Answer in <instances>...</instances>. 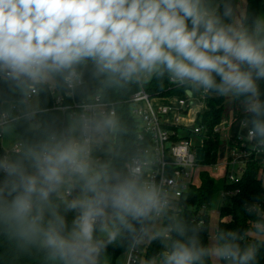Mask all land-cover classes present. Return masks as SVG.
Returning <instances> with one entry per match:
<instances>
[{
    "label": "clouds",
    "instance_id": "clouds-1",
    "mask_svg": "<svg viewBox=\"0 0 264 264\" xmlns=\"http://www.w3.org/2000/svg\"><path fill=\"white\" fill-rule=\"evenodd\" d=\"M152 80L239 101L240 127L264 150V12L246 0H0V240L17 256L106 264L110 246L158 241L146 264H258L264 239L220 229L206 245L172 215L147 153L120 142L116 109L88 90ZM77 95L56 115L44 106ZM253 232L264 237V218Z\"/></svg>",
    "mask_w": 264,
    "mask_h": 264
},
{
    "label": "trees",
    "instance_id": "trees-1",
    "mask_svg": "<svg viewBox=\"0 0 264 264\" xmlns=\"http://www.w3.org/2000/svg\"><path fill=\"white\" fill-rule=\"evenodd\" d=\"M246 8L250 13L264 12V0H246ZM90 85V83H89ZM264 90V83L261 84ZM144 90L151 98H181L185 96L191 89L177 87L167 81L159 83L155 80L141 84L139 87L133 86L130 90L114 92L105 90L100 85L98 91L91 90L94 94H99L103 97V102L113 104L117 114L126 126L127 133L121 138V143L130 144L133 146H141L139 143V124L131 115V97ZM206 99V106L201 115L197 118L198 126H204L205 131L200 135L203 141V149L205 151L203 166L217 167L220 164V148L222 146L221 136L214 134V127L221 123L225 114L226 99L215 96L210 93ZM79 99H83L79 96ZM43 100V98H42ZM66 103H71L70 99ZM49 110V115L58 114L55 111V97L49 96L47 103L44 105ZM230 123L236 125L243 119V113L240 108L239 101H233L230 113H228ZM17 133L23 138L25 128L18 126ZM231 148L247 151L252 156L247 160L242 167L238 183L228 184L223 186L224 203L219 210L218 230L225 229L238 231L245 236L244 243L250 242L251 234H254L253 229L257 219L264 218V150L255 149L248 141L232 137L228 144ZM2 153V150H0ZM231 173L228 171V174ZM229 181V180H228ZM215 192V179L208 173L200 174V185L192 187L185 198H183L178 206L177 215L185 224L189 226H197L201 229V238L204 244H208L209 239V217L207 210L212 201V195ZM258 204L257 211L250 215L246 210V205ZM167 221L165 220L164 223ZM161 245L158 241H145L144 244L136 249L137 260L134 264H140L142 258L145 262L154 256H158ZM124 247H109L106 256V264H117V259L129 252ZM144 253V256L142 255ZM0 264H38L37 258L17 256L9 247L7 242L0 240ZM258 264H264V248L261 249L258 256Z\"/></svg>",
    "mask_w": 264,
    "mask_h": 264
},
{
    "label": "built area",
    "instance_id": "built-area-1",
    "mask_svg": "<svg viewBox=\"0 0 264 264\" xmlns=\"http://www.w3.org/2000/svg\"><path fill=\"white\" fill-rule=\"evenodd\" d=\"M93 96L100 95L94 94ZM69 99L71 103L67 104L66 100ZM151 100L144 90L134 94L131 97V115L139 124V143L141 144L140 148L147 153L148 172L171 193L174 205L172 215L176 216L180 201L186 197L192 187L196 186L195 175L200 164L196 160V152L190 138H180L178 136L177 123L179 119H176V126L165 121L170 113V106L158 105L155 107ZM81 102L82 99H79V97H55V109L63 105L75 106ZM110 105L114 107L113 104ZM189 108L190 105L187 100L183 98L177 100L176 110L178 114L186 113ZM230 125L231 123L225 119L222 120L220 124L214 127V134L220 136L225 134ZM204 131V126H196L191 132L200 136ZM1 138L2 136H0ZM239 138L248 141L246 134ZM251 156L252 154L247 151L230 147L227 163L225 164L224 178L231 183H238L242 167ZM236 165L240 166V169H238L239 175L228 174L230 167ZM136 260V251H131L127 264H134Z\"/></svg>",
    "mask_w": 264,
    "mask_h": 264
},
{
    "label": "rangeland",
    "instance_id": "rangeland-1",
    "mask_svg": "<svg viewBox=\"0 0 264 264\" xmlns=\"http://www.w3.org/2000/svg\"><path fill=\"white\" fill-rule=\"evenodd\" d=\"M90 84H92V86H94L96 88V90L98 91L99 88V84L96 82H91ZM210 96L209 92H205V91H194V90H190L185 96L181 97L185 100H187V103L190 105V108L187 109L186 113H182V114H178L176 111V103L177 100L179 99L177 96L172 98L169 101V105H170V113L167 116V122H169V124L171 125H175V120L178 118L179 122L177 123V129H178V136L180 138H190L192 145L195 149V154H196V160L197 162H199L200 166L197 169L196 175H195V182H196V186L198 187L200 185V174L202 172H208L214 179H215V192L212 195V201L210 203V206L207 210V214L209 217V227H208V233H209V239H208V244L211 243V238L215 235V233L217 232L218 229V224H219V210L220 207L222 206V204L224 203V194L222 192L223 186L225 185V183L227 182L228 184H230V181L226 180L223 177V170L222 168L224 167V165L227 163L225 162L226 160L221 159L220 160V164L217 167H207V166H203L202 163L204 161V157H205V151L203 149V142H202V138L199 135H195L193 134L191 131L198 126L197 124V118L199 115H201L205 109L206 106V99ZM158 99H152V104L157 107L158 105ZM232 102H229L228 100H226V104H225V114L223 117V120L226 118L225 116H228V113H230V110L232 108ZM163 105V104H161ZM177 113V114H176ZM228 121L231 120L227 117L226 118ZM15 135L19 138H21L20 134L17 133V131L15 130ZM243 136L244 135V131L238 130V127L235 125L232 129V132L229 129V132L226 134H222L221 135V139H222V143L224 145H228L229 144V140L230 138L236 136ZM239 135V136H238ZM8 144V138L6 137H2L0 139V147H6ZM222 144V145H223ZM238 169H240V166L236 165L235 167H230V172L233 173V175L238 176L239 175V171ZM263 185H264V176H263ZM161 224H164V221H161ZM252 237L254 239H264V237H258L255 234H251ZM162 251V247L160 249V252ZM159 252V254H160ZM131 254V251L121 255L118 259H117V264H127L128 261V257ZM142 255L144 256V253L142 252ZM140 264H146L145 259L142 258V260L140 261Z\"/></svg>",
    "mask_w": 264,
    "mask_h": 264
},
{
    "label": "crops",
    "instance_id": "crops-1",
    "mask_svg": "<svg viewBox=\"0 0 264 264\" xmlns=\"http://www.w3.org/2000/svg\"><path fill=\"white\" fill-rule=\"evenodd\" d=\"M95 90L96 88L94 87V86H92V84H90V85H88V90H89V94L91 95V96H93L94 95V92L92 93V91L91 90ZM80 95H77V96H75V98H78ZM172 98H168V99H158L157 101L159 102L157 105H161V104H163V105H166V106H170L168 103H169V101L171 100ZM177 112V111H176ZM177 114V113H176ZM166 120H167V118H166ZM225 120L226 121H228L226 118H225ZM175 122H176V120H175ZM229 123H230V121H228ZM169 123V122H168ZM235 125H230V131L232 132V129H233V127H234ZM236 126L238 127V130H241L242 128L240 127V123H238V124H236ZM229 129L226 131V133H228L229 132ZM225 133V134H226ZM239 136V135H238ZM243 136H245V133H244V135ZM243 136H239V137H243ZM234 137H237V135L236 136H234ZM229 151H230V146L229 145H222L221 146V148H220V158L221 159H224V160H226L225 162H227V156H228V153H229ZM226 165H224V167L222 168V170H223V177H224V175H225V171H226V167H225Z\"/></svg>",
    "mask_w": 264,
    "mask_h": 264
}]
</instances>
